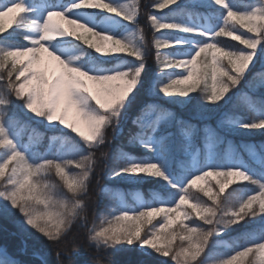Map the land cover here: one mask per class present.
Returning <instances> with one entry per match:
<instances>
[{
    "label": "snow or ice",
    "instance_id": "6c2138e0",
    "mask_svg": "<svg viewBox=\"0 0 264 264\" xmlns=\"http://www.w3.org/2000/svg\"><path fill=\"white\" fill-rule=\"evenodd\" d=\"M210 3L223 10L214 28L148 14V24L158 34L150 43L159 70L154 83L146 71L149 42L139 27L138 0H69L44 7L27 0L0 3V33L14 26L9 36L19 34L25 41L0 43V217L18 213L19 230L56 245L83 220L85 241L98 253L111 257L140 251L167 258L157 264H209L215 237L235 230L248 216L260 214L264 220V172L257 175L238 159L220 163L215 152L221 132H264V104L252 119L229 120L218 129L205 125L206 163L183 175L171 164L174 154L182 151L171 128L172 113L150 105L155 119L147 124L143 116L134 120L138 131L130 140L151 155L130 156L117 149L109 179L154 184L169 199L129 208L116 195L121 206L111 208L99 225H87L95 153L110 144L109 131L112 141L122 134L121 121L142 94L190 105L197 100L192 94L199 91L205 102L199 106L203 116L211 111L207 105L221 107L220 102L232 98L229 93L251 83L250 66L264 56V0L247 9L236 7L233 0ZM170 5H178V0H156L152 7L164 10ZM163 29L186 35L170 39ZM220 37L243 47L226 46ZM171 48L176 51H163ZM17 107L30 122L60 132L53 139L61 140L64 152L41 154L24 143L17 130ZM175 124L183 140L197 134L189 121L176 119ZM53 175L59 183L50 181ZM241 181L256 185L258 191L234 199L238 189L232 188L225 195ZM245 231L244 243L216 264H264V231ZM62 255L57 249L56 264H62ZM0 264L19 262L0 247ZM105 264H112L111 259Z\"/></svg>",
    "mask_w": 264,
    "mask_h": 264
},
{
    "label": "trees",
    "instance_id": "16d2710c",
    "mask_svg": "<svg viewBox=\"0 0 264 264\" xmlns=\"http://www.w3.org/2000/svg\"><path fill=\"white\" fill-rule=\"evenodd\" d=\"M150 1L153 4L156 3V0ZM233 1L236 2L237 6L243 7L244 9H247L250 5L258 2V0ZM222 11L223 10L219 5L211 4L210 0H178V5H170L164 10H158V12L162 14L163 17H165V20H169L172 15H175L173 16L174 20L184 24L190 23V17H192L193 19H197L198 17L203 19L204 16L207 15L211 20L213 27H216L220 23L219 16ZM13 27L7 28L4 33H0V43H10L16 45L25 43L23 37L19 34L9 36V33L13 31ZM161 33L176 34L173 30L169 29H163L161 30ZM178 34L186 35L179 32ZM5 37H7V39H5ZM152 37L153 36L150 35L147 38L149 39L150 43ZM218 39H220L222 43L229 47H243L239 44L238 41H233L229 37H220ZM165 50L174 51L176 49L171 48ZM151 59L152 56L151 54H149L147 66L148 62H150ZM259 61H261V63H264V56H258L257 58H255L253 61L254 67L250 66L251 72L249 80L251 81V83H242L240 86H238L239 90L235 94L229 93L232 98L228 101L227 104H224L222 101L220 102L222 105L221 107L207 105V107L211 111L203 114V116H214V118H216L215 124H211V120H207L204 123L199 124L200 121H196L191 118L192 116L195 118L202 117L201 113L199 112V106L204 105L205 102L203 95L199 91L192 94L193 96L197 97V100L190 105L169 103L162 96L154 95L155 98L153 99L154 101H156L158 108L167 110V108H169V105L175 111H177L175 113H172V116L170 117L172 131L176 132L177 142L181 144L182 148V151L175 153L173 158L171 159L172 167L177 174H186L192 169L194 165L196 167H202L205 165L206 154L203 147V129L205 128V125L218 129L220 124H226V122L229 120L254 118L256 110L259 109L262 104H264V87L261 86L262 84H264V66L258 65L257 62ZM201 87H203V85H201ZM139 100L140 99L138 98L127 112V118L124 126L122 127V136H117L115 141H113L114 147L112 148V150L109 151L108 154H105L104 157L99 155V153H95V158L97 157V159L95 160L99 162V167L103 168L104 165L102 161H104V168L111 172V169L114 165V158L117 149L127 153L130 156L145 157L151 155L150 153H146V151L142 147H140L138 143H133L130 140L131 136L138 131V126L134 124V120H136L139 116H143L145 124H147L154 120L155 116L157 115L156 112L151 111L150 105L152 103L148 104V101L144 100L143 102H145V104H143V102L140 103L141 101L139 102ZM141 104H143V106ZM147 106L148 108L145 109V107ZM14 113L17 122V130L20 132L24 143L33 145L41 154L47 153L49 155H53L64 152L65 149L61 144V140L53 139V137L61 136L60 132L46 131L44 127L36 124L34 121L30 122L24 116H22L19 107L14 110ZM176 119H183L185 121L191 122L192 124H195L198 130L197 134L191 140H183L178 132V126L175 124ZM225 137L226 138L221 140V142L218 143L215 148V152L219 157L218 162L228 164L229 159L236 158L235 160H237L239 157H242L246 165L254 172H256L257 175H260L262 172H264V132H262L261 130H253L251 132L241 131L238 133L229 132L225 134ZM49 146H51V151H49ZM253 147H256V151L251 150V148ZM197 149H200V153L199 155L194 156ZM194 157L195 159H193ZM49 179L51 182L59 183L58 178L54 175ZM94 181L95 180H92L93 183L89 188V190H91L89 192V195L92 197L90 198V200L88 199V204L89 214H94L95 212V225H99V223L103 219L108 217V212L111 208L121 206L120 201L114 198V196L116 195H119L123 198L124 206H127L129 208L138 207L141 202L137 203L134 200L132 192L130 191L133 190V188L141 191L144 199L143 203L145 204H151L160 200L169 199V197L160 192L158 186L154 184H149L147 182L127 181L122 180L119 177L113 179V181L111 182L103 181L104 184L107 183L108 188L110 187L111 189L107 191V193L103 194L101 198L97 197L95 199L97 192L93 187ZM114 188H118V190H115ZM119 188L121 189V191H119ZM232 188L238 189V191L233 194L234 199H238L240 196L247 193L254 194L258 191V187L256 185L249 184L247 181H241L238 184H234L226 189L225 195H227L228 192H231ZM192 191L194 195H200L201 198H203L202 194L196 193L195 189H193ZM0 204H2V202H0ZM19 219L20 217L18 213L0 217V228H3L7 233L6 234L5 232H3L0 234V247L6 248L9 254L14 257L19 262V264H52V262L50 261L53 260L54 262V259L46 255L47 251H45L44 254L36 251V247L40 248L41 250L43 249V246L39 244L41 240L46 239L39 234H30L28 232L19 230L17 227ZM153 222L155 223V221ZM245 230L255 232L257 235L260 232L264 231V220L261 219V215L257 214L254 217L248 216L244 221L241 222V225L235 226V230L229 229L226 235L215 237L214 239L216 241V245L207 257L209 264H216L219 259L226 258V256L232 251V249L244 243V241L241 239V236L247 234ZM22 238H29L28 241L30 242V244L28 243V245H26L27 248L25 249V251H23V243L21 241ZM77 239L79 240V238ZM71 245L72 242H69L68 247H71ZM83 248L84 250H86V252H83V255L80 256V260L72 259L65 261L64 264H70V261L71 264H76L79 261L83 263L85 261H90L91 264H105V259H107L106 257L98 260H93L91 258L92 255L90 257V254L94 252V250L93 248L88 247L87 243H85V247ZM38 253L40 256H38ZM128 255L129 254L119 255L115 261H112V264H136L132 263V259H129L130 257L132 258V255L130 257H127ZM62 259L66 260L64 256H62ZM149 262L150 261H143L137 264H157L155 262Z\"/></svg>",
    "mask_w": 264,
    "mask_h": 264
},
{
    "label": "rangeland",
    "instance_id": "374dc122",
    "mask_svg": "<svg viewBox=\"0 0 264 264\" xmlns=\"http://www.w3.org/2000/svg\"><path fill=\"white\" fill-rule=\"evenodd\" d=\"M27 2L28 3H33L32 0H27ZM68 2H69V0H40V1L35 2L34 4H36L37 6H40V7H44V6H48V5H51V4H66ZM138 2L140 4V15L138 17V19L140 21L139 27L143 29L144 34H145V38L149 42V39H147V38L150 35L153 36V35H158V34L153 33L152 29L150 28V26L148 24V21H147L148 14L151 13V14L158 15L162 20H165V17H163L162 14H160L158 12V10H155L152 7L153 3L150 0H144V1L138 0ZM0 3L7 4L8 3V0H0ZM233 3H234V5L236 7L241 8V9H244L243 7L237 6L235 1H233ZM173 16H175V15H172L169 20H174V17ZM189 19H190V22L191 23H193L195 25H198L200 27L212 28L211 27V24H210V22H209V20L207 18L205 20H200V21H198V20L194 21L192 17H190ZM173 31L176 34H171V33H162V34L165 35V36H167V37H169L170 39H173V38L182 36V34H178V32H176L175 30H173ZM163 51H168V52L174 53L176 50H174V51H171V50H163ZM181 51H183V50H181ZM154 53H155V50L150 47V42H149V54H151L152 59L150 60V62H148V66H147L146 71H147V75H148L149 80L152 81L153 83L157 79L158 72H159V70L157 69V67L155 65V62H154L155 61V55H154ZM257 63H258V65H263L264 66V63H261V61H259ZM166 71H168V70H166ZM172 71H177V70H172ZM153 98H155L154 95L148 96V95L142 94L139 97V99H140L139 102L141 101L140 103H142L144 100H146V101H148V104L149 103H152L151 105H156L157 106V103H156V101H154ZM143 104H145V102H143ZM143 104H141V105L143 106ZM168 107L169 108H167V110L170 111L171 113L177 112L171 106L168 105ZM147 108H148V106L145 107V109H147ZM19 110H20L22 116H24L27 120H29L28 119V116H26L20 108H19ZM191 118L193 120L200 121L199 124L200 123H204L207 120H211L212 121L211 124H215L216 123V118H214V116H202V117H196V118L192 116ZM38 125H40V126H42V127L45 128V126L43 124H38ZM45 129H46V131L53 132L49 128H45ZM64 131H67V130H64ZM225 134H226L225 132H221L222 140L226 138L225 137ZM68 135L71 136L74 140L79 141V137H76L75 134L69 132ZM108 138H109L110 144L104 146L102 152L101 151L96 152V153H99V155H101L103 157L105 156V154H108L109 151H111L112 148L114 147L113 146V141H112V132L111 131H109V133H108ZM251 150L252 151L253 150L256 151V147L255 148L254 147L251 148ZM95 159H97V157ZM235 159L236 158L229 159V163L234 162ZM238 160L241 161L243 164L246 165V163H245V161L243 160L242 157H239ZM102 162H103V165L105 166V162L104 161H102ZM104 166H103V168L99 167V162H97V160H96V172H95V175L92 178V180H95L94 181L95 186L93 184V187H94V189L97 192L96 193V196H95V199L97 197L101 198V196L103 194L107 193V191H109L111 189L110 187L108 188L107 183L104 184L105 181H107V182L113 181V180H110L109 179L110 171L109 170H106L104 168ZM97 179L99 180V182H97ZM92 180H91L90 186L93 183ZM114 189L115 190H118V188H114ZM90 191L91 190H89V192ZM119 191H121V189ZM130 191L132 192V195L134 197V200L137 203L144 202L143 201L144 199H143V196H142L140 190L133 188V190H130ZM91 197L92 196H90L89 193H88V199L89 200H90ZM89 200H88V202H89ZM94 216H95V212H94V214H89V212H88L87 225H88L89 228L92 227L93 225H95V223H96L94 221ZM83 223H84L83 220L78 221L76 223V226L73 228L72 232L68 235L67 239L64 242H62V243H60L58 245L52 244V243L48 242L47 240H41L39 245L43 246L42 247L43 249L41 250L40 248L36 247V251L37 252H40L42 254H44L45 251H47V254L46 255L48 257H52L54 259V262H53V260L50 261V262H52V264H56L57 256H55V255H57V249H59V251L61 253H64V255H62V256H64L66 260L62 259V256H61L60 257V260L62 261V264H64L65 261L72 260V259H75V260L79 259L80 260L81 259L80 256L83 255V252L84 253L86 252V250H84L83 247H85V243H86V241H85V234L87 232V228H85V227L82 226ZM3 232L6 233V231L3 228H0V234L3 233ZM219 237H221V236H219ZM77 238H79V240ZM28 239L29 238H22V240H21L22 243H23V249H24L23 251H25V249L27 248L26 245H28V243L30 244V242L28 241ZM69 242L70 243L72 242L71 247L70 246L68 247V243ZM62 248H64V249H62ZM73 251L76 252V253H78V255L69 256L68 253H71ZM37 252H36V256H37ZM121 254H129L127 257H130L132 255V258L130 257L129 259H132V263H136V264L137 263H141L143 261H150L152 263L153 262L157 263L158 260H164V259H166V258H163V257H158V254H155V253H153L152 256H147V255L141 253L140 251H136V252H121V253H116L115 255H113L111 257H106L103 253L98 254V252L96 250H94V252H92L90 254V257L92 255L91 258L93 260H98V259H101V258L103 259V257H106L107 259H105V260L111 259V261H115L116 258L119 255H121ZM38 256H40L39 253H38ZM79 263L84 264L81 261H79L76 264H79Z\"/></svg>",
    "mask_w": 264,
    "mask_h": 264
},
{
    "label": "bare ground",
    "instance_id": "6f19581e",
    "mask_svg": "<svg viewBox=\"0 0 264 264\" xmlns=\"http://www.w3.org/2000/svg\"><path fill=\"white\" fill-rule=\"evenodd\" d=\"M127 116L121 121V127L124 126ZM129 118V117H128Z\"/></svg>",
    "mask_w": 264,
    "mask_h": 264
}]
</instances>
